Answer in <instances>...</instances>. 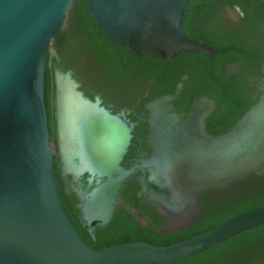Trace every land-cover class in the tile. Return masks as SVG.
<instances>
[{
	"label": "water",
	"instance_id": "95a60500",
	"mask_svg": "<svg viewBox=\"0 0 264 264\" xmlns=\"http://www.w3.org/2000/svg\"><path fill=\"white\" fill-rule=\"evenodd\" d=\"M98 27L139 55L214 52L183 32L191 0H85ZM72 0H0V264H163L194 257L264 224V205L165 245L129 240L97 249L86 242L62 200L59 174L76 178L84 226L113 217L123 182L136 169L140 196L167 218L194 207V194L264 172V95L220 136L196 121L173 128L156 120L153 151L141 165L122 161L133 125L80 89L55 52ZM51 73V130L45 101ZM56 167L58 172H56Z\"/></svg>",
	"mask_w": 264,
	"mask_h": 264
},
{
	"label": "flooded vegetation",
	"instance_id": "af4514ba",
	"mask_svg": "<svg viewBox=\"0 0 264 264\" xmlns=\"http://www.w3.org/2000/svg\"><path fill=\"white\" fill-rule=\"evenodd\" d=\"M188 14L191 16L183 19V32L208 44L214 52L184 50L167 58L139 55L127 40L123 45L127 44L131 52L126 50V55L116 50L114 64L105 65L92 54V64L88 65L79 61V56L85 54L81 46L59 53L53 42L50 45L49 59L55 52L61 67L72 71L87 97L99 100L133 125L132 142L122 161L124 168L137 167L150 157L156 120L174 116L173 128H186L190 120L200 116L196 125L201 134L220 136L229 132L264 95V0H201ZM242 110L245 111L237 118ZM263 174L195 193L194 207L171 218L140 196L139 169L123 182L119 193L138 183V196L152 206L151 211L161 222L158 230L168 233L206 217L216 203L227 204L235 199V188ZM64 176L67 191L75 195L84 226L78 193L81 184L69 174ZM97 227L93 231L85 229L94 236ZM218 245L217 256L204 259L203 264H264V231Z\"/></svg>",
	"mask_w": 264,
	"mask_h": 264
},
{
	"label": "trees",
	"instance_id": "16d2710c",
	"mask_svg": "<svg viewBox=\"0 0 264 264\" xmlns=\"http://www.w3.org/2000/svg\"><path fill=\"white\" fill-rule=\"evenodd\" d=\"M200 1L201 0H191L188 3L185 10V19L186 16H191V14H188L190 8H193V6L196 8ZM52 42L59 53H65L68 48H76L78 45L81 46L85 50L84 57L88 65L92 64V54L98 58L101 63L109 65L116 62V50L126 55L131 52L127 44H115L98 27L97 22L89 12L85 0H72L65 24L55 35ZM49 55L48 50L47 61H49ZM73 62L74 61H71V63ZM71 63L67 65H72ZM45 101L49 113L50 141L53 146L51 130V73L49 67L46 68ZM244 111L245 110H242L237 115V118H239ZM237 118L234 119V122ZM56 172H58L57 167ZM66 178V176L59 174V180L62 183L60 191L62 193L63 203L72 216L83 238L88 244L97 249L129 240H145L157 245L170 244L202 232L234 215L264 205V174L256 175L254 179L250 180V183L235 188L233 190L235 199L229 200L227 204L223 203V205H218L216 203L209 211L208 215L201 220L187 227L163 233L158 230L161 222L151 211L152 206L142 202V199L138 196L140 185L137 183L129 191L124 189L119 193L120 202L116 206L112 219L106 225L98 226L94 230V236H91L82 224L80 209L76 205L74 193L67 191L68 184ZM263 231L264 224L245 231L228 241L251 236ZM219 246L220 245H217L194 257L163 264H203L204 259L217 256Z\"/></svg>",
	"mask_w": 264,
	"mask_h": 264
},
{
	"label": "rangeland",
	"instance_id": "374dc122",
	"mask_svg": "<svg viewBox=\"0 0 264 264\" xmlns=\"http://www.w3.org/2000/svg\"><path fill=\"white\" fill-rule=\"evenodd\" d=\"M77 48L79 49V45L77 46ZM78 56H79V54H78ZM79 61H81V62H85V57H84L83 55H80V56H79ZM86 86H87V88L89 87L88 84H86Z\"/></svg>",
	"mask_w": 264,
	"mask_h": 264
}]
</instances>
